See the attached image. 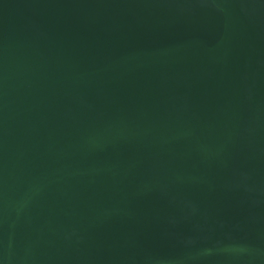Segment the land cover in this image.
I'll list each match as a JSON object with an SVG mask.
<instances>
[{"label": "water", "instance_id": "obj_1", "mask_svg": "<svg viewBox=\"0 0 264 264\" xmlns=\"http://www.w3.org/2000/svg\"><path fill=\"white\" fill-rule=\"evenodd\" d=\"M0 264H264V0H0Z\"/></svg>", "mask_w": 264, "mask_h": 264}]
</instances>
